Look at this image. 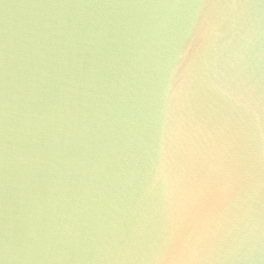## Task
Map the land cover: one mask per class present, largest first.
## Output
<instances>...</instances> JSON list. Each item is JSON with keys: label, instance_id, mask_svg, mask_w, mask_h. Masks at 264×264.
<instances>
[{"label": "water", "instance_id": "obj_1", "mask_svg": "<svg viewBox=\"0 0 264 264\" xmlns=\"http://www.w3.org/2000/svg\"><path fill=\"white\" fill-rule=\"evenodd\" d=\"M264 264V0H0V264Z\"/></svg>", "mask_w": 264, "mask_h": 264}, {"label": "clouds", "instance_id": "obj_2", "mask_svg": "<svg viewBox=\"0 0 264 264\" xmlns=\"http://www.w3.org/2000/svg\"><path fill=\"white\" fill-rule=\"evenodd\" d=\"M199 245L195 242L186 243L182 248L174 251L172 254L158 257L160 264H201L206 258L201 249L199 252L197 248Z\"/></svg>", "mask_w": 264, "mask_h": 264}]
</instances>
